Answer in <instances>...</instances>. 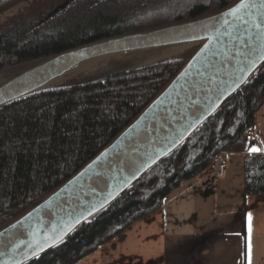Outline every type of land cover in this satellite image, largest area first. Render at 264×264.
<instances>
[{
    "label": "trees",
    "instance_id": "trees-1",
    "mask_svg": "<svg viewBox=\"0 0 264 264\" xmlns=\"http://www.w3.org/2000/svg\"><path fill=\"white\" fill-rule=\"evenodd\" d=\"M239 0H0V72L22 71L91 43L189 22ZM200 43L97 79L45 86L0 107V229L26 213L103 150L157 97ZM264 101V63L177 149L69 236L25 264H75L159 210L219 153L243 152L244 196L264 195V152L247 153L245 132ZM244 214L242 227L244 231Z\"/></svg>",
    "mask_w": 264,
    "mask_h": 264
},
{
    "label": "water",
    "instance_id": "water-1",
    "mask_svg": "<svg viewBox=\"0 0 264 264\" xmlns=\"http://www.w3.org/2000/svg\"><path fill=\"white\" fill-rule=\"evenodd\" d=\"M242 2L245 7H240ZM251 4L256 7L247 6ZM232 9L238 10L233 14ZM188 43L200 45L163 91L110 144L0 229V264H25L62 242L177 149L242 88L264 63V0H239L207 17L68 50L0 85L2 107L48 86L85 61ZM56 237L59 242L53 243Z\"/></svg>",
    "mask_w": 264,
    "mask_h": 264
},
{
    "label": "crops",
    "instance_id": "crops-1",
    "mask_svg": "<svg viewBox=\"0 0 264 264\" xmlns=\"http://www.w3.org/2000/svg\"><path fill=\"white\" fill-rule=\"evenodd\" d=\"M253 129L245 150L264 152V101ZM224 158L223 170L182 183L159 210L75 264H247L249 214L252 264H264V195L244 196L243 152Z\"/></svg>",
    "mask_w": 264,
    "mask_h": 264
},
{
    "label": "rangeland",
    "instance_id": "rangeland-1",
    "mask_svg": "<svg viewBox=\"0 0 264 264\" xmlns=\"http://www.w3.org/2000/svg\"><path fill=\"white\" fill-rule=\"evenodd\" d=\"M26 5V2H22L0 13V24L5 22L9 17L24 11ZM181 48L166 46L122 52L105 57L94 58L79 64L70 71L65 72L57 79H54V81L49 83L48 86H67L74 83L85 82L90 79L101 78L117 71L128 69L139 63H152L160 58L180 53ZM18 71L19 70L13 68L4 69L0 72V82L3 81L8 75H12ZM247 141L248 140H246V142ZM224 154L225 153H219L218 155L224 156Z\"/></svg>",
    "mask_w": 264,
    "mask_h": 264
},
{
    "label": "built area",
    "instance_id": "built-area-1",
    "mask_svg": "<svg viewBox=\"0 0 264 264\" xmlns=\"http://www.w3.org/2000/svg\"><path fill=\"white\" fill-rule=\"evenodd\" d=\"M255 136V130L253 128H251L250 130L245 132V140H252ZM225 168V158L224 156L221 155H215L213 157V159L211 160V163L209 165V169L211 170V172L213 173H218L221 170H223Z\"/></svg>",
    "mask_w": 264,
    "mask_h": 264
},
{
    "label": "snow or ice",
    "instance_id": "snow-or-ice-1",
    "mask_svg": "<svg viewBox=\"0 0 264 264\" xmlns=\"http://www.w3.org/2000/svg\"><path fill=\"white\" fill-rule=\"evenodd\" d=\"M246 5L242 4L240 5V7H245ZM248 7H256L255 4H251V5H247ZM238 9H232V13L234 14ZM245 23H247V21H245ZM257 28H260L261 25L260 24H256L255 25ZM264 58V57H262ZM254 67V63L252 65ZM250 151L253 152H258L260 151V149L256 148V147H252L250 149ZM60 237H56V239L53 240V243H57L59 242ZM35 254V253H34ZM247 264H252V243H251V214H249V238H248V244H247Z\"/></svg>",
    "mask_w": 264,
    "mask_h": 264
},
{
    "label": "bare ground",
    "instance_id": "bare-ground-1",
    "mask_svg": "<svg viewBox=\"0 0 264 264\" xmlns=\"http://www.w3.org/2000/svg\"><path fill=\"white\" fill-rule=\"evenodd\" d=\"M45 78V77H44Z\"/></svg>",
    "mask_w": 264,
    "mask_h": 264
}]
</instances>
